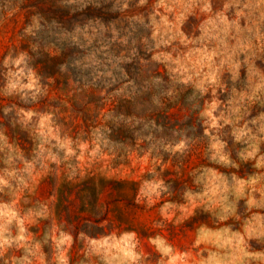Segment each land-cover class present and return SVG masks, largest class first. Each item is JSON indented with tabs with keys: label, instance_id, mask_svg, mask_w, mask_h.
Here are the masks:
<instances>
[{
	"label": "rangeland",
	"instance_id": "1",
	"mask_svg": "<svg viewBox=\"0 0 264 264\" xmlns=\"http://www.w3.org/2000/svg\"><path fill=\"white\" fill-rule=\"evenodd\" d=\"M76 1L81 6L113 3L114 20L109 19L107 26L88 21L85 33L80 32L84 39H97V55L113 57L104 46L109 40L120 43V49L133 50L141 39L145 51L153 53L152 60L203 97L199 143L189 148L181 136L165 144L158 159L134 153L127 164L111 167L110 156L101 151L100 139L106 142L103 135H94L91 141L80 139V107H72L57 88L43 87L23 53L10 56L13 45L21 46L23 32L31 30L24 24V14L15 10L0 13V178L7 181L0 185V206L7 205L24 219L27 237L20 242L24 247H18L14 239L19 234L17 219L0 218L3 236L12 240L0 255V264H264V44L253 40L251 49H237L231 61L221 64L224 45L210 39L207 32L209 20L223 27L217 14L229 0H210V12L202 11L204 0H183L182 4L164 0L171 10L160 0L145 4L140 0ZM236 10L230 5L225 12L230 22L236 20ZM162 17H167V24ZM31 19L35 25V17ZM250 24L239 19L241 29ZM260 31L264 33V23ZM236 35L234 27L227 36L220 33L229 50L236 45ZM202 47L218 51L213 58L217 80L211 86L201 85L208 68L190 80L172 70L178 67L174 60ZM162 53L170 54L172 60L154 59ZM21 56L23 60L16 64ZM89 57L94 59L93 54ZM30 72L36 87L21 88L29 83ZM214 101L215 127L206 115ZM106 111L102 109L99 118ZM28 112L33 113L31 118L25 115ZM46 116L50 120L41 128ZM173 118L183 125L182 133L195 131L187 125L184 111H176ZM49 128L59 142L48 134ZM181 141L185 148L173 151ZM77 168L80 178L91 170L112 181L138 184L125 185L122 193L110 187L90 191L79 179L62 203H55V180ZM213 173L219 177L213 184L219 187L209 199L204 193L212 195L209 181ZM62 233L72 237L70 247L68 242L58 243ZM126 233H135L130 243L137 245V261L122 259L115 248L92 244L107 239L111 245ZM158 236L171 246L169 255L148 242Z\"/></svg>",
	"mask_w": 264,
	"mask_h": 264
},
{
	"label": "trees",
	"instance_id": "2",
	"mask_svg": "<svg viewBox=\"0 0 264 264\" xmlns=\"http://www.w3.org/2000/svg\"><path fill=\"white\" fill-rule=\"evenodd\" d=\"M112 7L111 2L81 6L76 0H0L1 14L21 11L24 24L31 27L29 33L23 32L21 46H12L10 56L23 53L26 65L43 87L57 88L72 107H80V139L91 141L94 135H103L106 142L100 139L104 145L101 151L110 156L111 167L127 164L134 153L158 159L165 144L171 145L181 136L187 147H193L203 129V97L191 85L180 82L164 65L152 60L153 53L145 51L141 39L133 50L120 49V43L109 40L104 46L113 57L102 58L96 54L97 39L81 36L88 21L98 20L107 26L109 19L114 20ZM33 17L35 25L31 23ZM92 54L94 59L89 57ZM105 107V118H99ZM176 111L185 112L193 133H182L183 125L173 118ZM79 175L77 168L55 180V203H62L79 179L90 191L110 187L122 193L125 185L138 184L133 180L112 181L91 170L82 178Z\"/></svg>",
	"mask_w": 264,
	"mask_h": 264
},
{
	"label": "clouds",
	"instance_id": "3",
	"mask_svg": "<svg viewBox=\"0 0 264 264\" xmlns=\"http://www.w3.org/2000/svg\"><path fill=\"white\" fill-rule=\"evenodd\" d=\"M147 0H140V4H145ZM173 3L175 4H182L183 0H173ZM160 4L162 6H165L167 9V6L164 4V0H160ZM231 6L236 7V20L229 21L228 17L225 15V12H227L228 8ZM242 5V6H241ZM125 7H127V4H125ZM245 9L248 11L246 12ZM171 10V9H167ZM202 11L210 12L211 11V4L210 0H204V8ZM259 14L258 17L256 14ZM243 17L246 21H251V24L247 26L244 29H241L239 26V19ZM217 19L219 21V24L223 25V27H219L216 21L209 20V24L211 25L210 29L208 30L207 34L210 39H217L219 40L220 44L224 45V53H220L223 55L224 59H222L221 64L227 63L231 61L232 54L236 52V50L244 51L246 49H251L253 47V40H256L257 42H260L264 44V33L260 31V25L264 23V0H229L228 3H225L224 5V11L217 14ZM162 20L165 24H167V17H162ZM155 23V21L153 20ZM235 28L237 35L234 37L236 39V45L233 46L231 50H229L228 45L224 42V39L220 37V33H223L225 36H227L230 28ZM215 32L216 35L212 36L211 33ZM155 36L156 33H153ZM218 54L217 50H213L211 52L208 51L206 47L193 49L192 51L188 52L183 59H176L173 61V63L177 64L178 67L175 69H172L176 72H181L182 74H185L186 80H190L193 78V76H199L203 72L204 68H208L209 71L207 73H204L203 80H201V85H203L205 82H207L210 86L216 83L217 76L216 73L218 69L215 66L214 62V56ZM161 56L164 57L165 60H172V57L170 54H160L154 57V59L159 60ZM23 60V56L20 57L17 61H15L16 64H20ZM5 63H7V60H5ZM22 72V70H21ZM29 83L20 85L21 88H27L32 89L36 87L37 81L34 77V74L31 72L29 73ZM12 87H16L15 84L12 85ZM259 87V86H258ZM37 91H39V88H37ZM214 91V90H213ZM217 107V102H213L211 105V109L206 113L211 120H212V126H216V120L217 118L213 116L212 112ZM25 115L28 118H31L33 115L32 112L25 113ZM50 120L49 116L44 117L41 120V128L45 126V121ZM228 121H226L227 123ZM264 131V129H262ZM48 134L52 135V129H48ZM208 134V131L205 130V135ZM53 139H57L59 142L58 136L52 135ZM239 139V136L237 137ZM67 145L65 143H61V147H66ZM185 148V144L183 141H181L179 144L175 146L173 151H181ZM69 151H71L69 149ZM249 155H252V153H249ZM221 160H224L225 157L221 156ZM31 167V165H29ZM219 179L214 173L212 179L209 181L210 184H213L215 180ZM7 181H5L3 178H0V185L6 184ZM155 187H160L159 184L155 185ZM219 185H214L210 189L211 194L209 195L208 192H205V196H209V199H212V196L216 194L217 188ZM15 203V202H14ZM4 209H7V211L0 210V218L7 216L9 218V222L11 219L15 218L17 219L18 225H19V234L14 238L18 247H24V245L20 242L25 241L27 237L24 235L26 229L23 226L24 225V219L20 218L16 211L8 208L7 205L0 206ZM62 238L59 240V244H64L65 242H68L69 247L71 246L70 242L72 237L70 235L61 234ZM135 237V233H126L123 238L119 241H116L114 244L109 245L107 239L101 242H97L95 240L92 241V244H98L101 247H108L109 249L115 248L117 250V254L122 253V259H128L130 261H137L139 260L140 256L136 253V243H130ZM150 244L155 245L156 249L160 252H162L165 255H169L172 252V248L170 245H167L165 240L162 237H156V238H149L148 241ZM12 240H9L3 236V230L0 229V255H3V252L5 250V245L11 246ZM199 243V241L197 242ZM61 259L63 260V255L61 256ZM30 264V262H29Z\"/></svg>",
	"mask_w": 264,
	"mask_h": 264
}]
</instances>
